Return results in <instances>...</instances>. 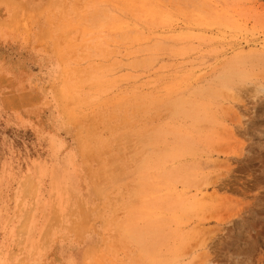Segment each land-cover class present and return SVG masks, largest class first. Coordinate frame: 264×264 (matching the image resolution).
Wrapping results in <instances>:
<instances>
[{
    "label": "rangeland",
    "instance_id": "obj_1",
    "mask_svg": "<svg viewBox=\"0 0 264 264\" xmlns=\"http://www.w3.org/2000/svg\"><path fill=\"white\" fill-rule=\"evenodd\" d=\"M0 264H264V0H0Z\"/></svg>",
    "mask_w": 264,
    "mask_h": 264
}]
</instances>
